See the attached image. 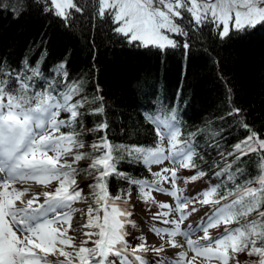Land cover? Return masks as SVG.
I'll return each instance as SVG.
<instances>
[{
  "label": "snow or ice",
  "instance_id": "obj_1",
  "mask_svg": "<svg viewBox=\"0 0 264 264\" xmlns=\"http://www.w3.org/2000/svg\"><path fill=\"white\" fill-rule=\"evenodd\" d=\"M0 11H10L17 20L31 13L52 16L59 19L65 28L72 26L73 13L83 16L87 12L91 17L89 31L95 30L97 22L101 27L110 24V32L124 44L161 50L177 47L169 33L188 36V31L179 22L185 12L190 14L191 23L197 28L206 22L211 23L221 41L234 38V33L243 34L247 29L264 24V0H10L7 5L0 0ZM89 40L95 53L94 40L91 36ZM181 46L186 50L191 48L188 41ZM55 72L62 78H68L67 60H61L55 66ZM41 75V69L29 65L27 60L20 67L8 55H0V264H194L197 258H203L204 264L212 260L217 264H229L230 261L240 264L237 255L245 251L248 256L259 257L256 264H264V245L257 247V240L264 241V212L258 211L264 203V174L258 178V187L240 189L238 186L232 200H228V196L233 193L218 195L219 185L195 196L183 195L177 181H196L206 172L199 169L191 176L177 175L179 168L198 167L194 162L198 153L193 140L180 139V125L174 109L162 111L150 105L151 110L143 115L153 125L158 143L154 147L125 149L132 160L143 163L149 172L151 165L162 164L166 160L174 165L152 173L154 179L151 181L135 179L118 171V157L113 156V152L120 146L109 141L106 121L87 129L88 132L103 133L91 145L100 152L89 165L97 173L95 182L88 185L93 189L94 202L86 209L74 208L76 202L87 200L75 178L80 169L73 167L86 156L80 151L85 147L81 139L84 114L80 111L85 100L73 102V98L83 91V85L73 81L58 89L50 80H45L36 89L34 78ZM96 91H100L99 85ZM227 91L228 115L240 117L241 127L248 132L227 155L239 153L235 158L240 160L250 152H264V139H260L244 122L242 114L245 109L234 106L231 89ZM93 100L100 103L91 109L90 114L102 115L105 111L104 97L96 95ZM192 102H196L194 97ZM61 112L67 113L66 119H60ZM62 128L69 131L62 132ZM190 135L195 137L196 133ZM165 138L168 140L167 148L162 143ZM220 155L223 157L224 154ZM68 156L73 157L71 163L65 159ZM224 173L222 168L215 175L219 177ZM113 175L123 178L129 185H136L138 198L146 204L157 203L152 195L154 191L168 194L176 200L174 208L160 203L159 208L168 211L157 212L153 217L170 227L153 224L148 229L160 238L158 245L148 244L147 236L143 234L136 237L139 242L135 245L127 239L130 235L128 227H137L132 219L136 206L129 204L130 191L116 196L108 192L107 180ZM227 178L231 180L232 177L228 175ZM53 181L57 182L54 191L16 187L34 182L47 188ZM164 183H169L170 189L163 187ZM195 203L215 207L195 227L189 224L182 229L184 221L199 211L194 206L188 210L189 205ZM253 211H257L260 219L235 228L225 227L224 232L215 238L208 235L209 229L220 224L230 225L238 217H246ZM77 212L81 216L74 224ZM172 213H178V218L168 219ZM70 231L79 237L78 244L73 236L68 235ZM197 233L203 235L196 236ZM177 236L184 237L187 250L173 256L164 255L166 248L185 247V244L177 242ZM67 248L72 251H66ZM189 251L194 253L191 258ZM149 252L154 255L152 261L146 259Z\"/></svg>",
  "mask_w": 264,
  "mask_h": 264
},
{
  "label": "trees",
  "instance_id": "obj_2",
  "mask_svg": "<svg viewBox=\"0 0 264 264\" xmlns=\"http://www.w3.org/2000/svg\"><path fill=\"white\" fill-rule=\"evenodd\" d=\"M3 2L10 4V0ZM73 16L72 26L65 28L52 16L31 13L17 20L10 11H0V55H8L20 67L25 60L31 66H38L42 75L34 78L36 89L45 80H50L58 89L73 81L83 85V91L73 100H85L80 111L84 114L81 139L86 143L80 151L86 156L73 167L80 169L76 181L82 176H93L79 186L88 204L94 202L93 189L88 185L95 182L97 175L89 165L100 155L91 145L103 133L88 132L87 129L102 120L108 124L109 141L120 146L113 152V156L118 157V171L135 179H154L152 173L158 171L151 167L149 172L143 163L132 160L125 151L132 146L154 147L158 143L153 125L143 115L151 110L150 105L162 111L175 110L180 139L193 140L197 145L198 155L194 162L198 167L193 169L194 174L203 169L206 175L202 178H209L219 185L218 195L233 193L228 196V200H232L238 186L240 189L259 186L258 178L264 174V152H250L240 160L235 158L239 153L227 155L248 135L241 127V118L228 115L227 90L231 89L233 105L245 109L244 122L264 139V24L247 29L243 34L234 33V38L221 41L211 23L197 28L187 13L181 24L188 36L171 34L177 47L161 50L124 44L110 32V24L101 27L97 22L95 30L89 31L91 17L87 12L83 16L73 13ZM89 36L94 40L95 53ZM185 41L191 44L190 49L181 46ZM61 60H67L69 76L66 79L55 72V66ZM96 95L104 97L102 115L90 114L100 103L93 100ZM66 118L67 113L61 112L60 119ZM61 131L69 129L62 128ZM194 132L195 137L190 135ZM222 168L225 173L216 176ZM89 172L92 175H88ZM107 185L112 196L130 191L139 199L137 186L129 185L123 178L110 176ZM129 202L134 204L132 199ZM258 211L264 212V203ZM257 219H260L257 211H253L246 217H238L233 224L238 227ZM262 245L264 241L257 240V247ZM238 256L243 257L241 264H256L259 260L256 255L248 256L246 251Z\"/></svg>",
  "mask_w": 264,
  "mask_h": 264
},
{
  "label": "rangeland",
  "instance_id": "obj_3",
  "mask_svg": "<svg viewBox=\"0 0 264 264\" xmlns=\"http://www.w3.org/2000/svg\"><path fill=\"white\" fill-rule=\"evenodd\" d=\"M198 2H200V0H198ZM183 15H184L183 20H184L187 17V13L185 12V13H183ZM183 20L182 21H179V22L182 23ZM229 26L231 27V22H230V25ZM168 35L170 36V38L172 37L170 33ZM83 143H85V142L83 141ZM163 146L165 148L168 147V140H167V138H165L163 140ZM49 155H53V154L52 153H49ZM65 158L67 160H69V161H72V159H73L72 156H68V157H65ZM81 162H83V161H80V163ZM151 167L154 170H157L158 172H160L161 169H163V168H172V167H174V165L171 162H169V161L166 160L162 164H154V165H151ZM194 172L195 171H193V169L179 168V170L177 172V175L179 177H186V176L194 175ZM165 175H169V174L168 173H165ZM177 185H178V187L180 189L183 190V193H182L183 195H185V196H195L197 193H202L204 190H206V189L214 186V182L211 179H209V178H200V179H197L196 181H189V182H185L183 179H180V180L177 181ZM56 186H57V182L56 181H53L51 184L48 185L47 188H43L42 190H36V191H54L55 188H56ZM162 186L165 187V188H168V189H170V187H171L169 183H164ZM152 195L155 197V201L157 203L153 204V203L149 202V203L146 204L145 202H143L145 204H140V205H138L137 207L134 208L132 218H134L137 221L136 222L137 223V227L139 225V228H140V230H137L136 231L137 234L138 233H141V230L143 228L142 226L144 225V224H142L140 222V219H139L140 217H142V216H140L142 211H143V215H148V221H153V222L154 221H157V222H160L159 220H154L153 219L155 213L160 212V211H168V209H160L159 206L156 205V204L166 203V204L171 205L173 208L176 206V200L172 196H170L168 194L160 193V192H155L154 191V192H152ZM201 199H202V197H201ZM41 200H43V197H41ZM129 204H132V203L129 202ZM136 204L137 203H134L133 205L136 206ZM87 206H88V203L85 202V201H83V200L82 201H78V202H76L73 205L74 208L83 207V209H86ZM193 206L196 207L197 209H199V211L195 212L190 217H188V219H186L184 221L185 225L191 224L193 227H195V225L197 224V223H194V222L201 221L202 218H204L207 214H209L213 210V208L215 207L214 205H204V204H201V203H195L194 205L190 204L188 210L190 211ZM137 212H139L140 214H138ZM76 215H77V213L75 214V216L73 218V223L76 220ZM167 218L168 219H176V218H178V213H172ZM161 219H163V218H161ZM130 227L131 226L128 227V231H129V228ZM137 227L134 228V229H137ZM162 227H164V226H162ZM183 227H185V226L183 225L182 228ZM225 227L235 228L237 226H236V224H230V225H227V226L224 225V224H220L217 227H214V228L209 229L208 230V235H210L211 237L215 238V237L221 235L224 232ZM142 232H144L143 234L145 236H147V237L154 236L153 234L152 235L149 234V231L146 228H144ZM129 233H130V235L127 237V239L129 240V242L131 244H133V245H135L136 243H138L139 241L136 240V237L138 235H135V240H132L131 241V237H133V233L130 232V231H129ZM68 235L69 236H73L75 238V242L78 244L79 238H78L77 234L74 231H70L68 233ZM202 235H203V233H197L196 234V236H202ZM196 236H194L193 238L195 239ZM156 239L158 241H160V238L155 235V239L153 241H155ZM147 241H148V239H147ZM153 244L158 245V243H153ZM88 246L91 247V244H89ZM66 251H72V249L71 248H67ZM146 255H148V256H154L151 252L147 253ZM164 255H167V251H166V254H164ZM237 258L240 261V264L243 263V257L242 256H238L237 255ZM60 259H63V257H60ZM146 259L148 261H152V259H154V257H148ZM194 264H204L203 258H198L197 261ZM208 264H217V262L215 260H212V261H209ZM229 264H233V262L230 261Z\"/></svg>",
  "mask_w": 264,
  "mask_h": 264
},
{
  "label": "bare ground",
  "instance_id": "obj_4",
  "mask_svg": "<svg viewBox=\"0 0 264 264\" xmlns=\"http://www.w3.org/2000/svg\"><path fill=\"white\" fill-rule=\"evenodd\" d=\"M16 187H31V188H33L34 190H42L43 189V187L41 186V185H38V184H36V183H34V182H29L28 184H23V185H21V184H18V185H16ZM80 208H83V207H80ZM80 216H81V213H79V212H77V215H76V220L74 221V223H77L78 222V220H79V218H80ZM164 227H170V226H167V225H163ZM183 228H185V227H183ZM182 228V229H183ZM79 238V237H78ZM147 239H148V241H152V240H154V236H150V237H147ZM176 240H177V242H179V243H181V244H185V247L184 248H166V251H167V256H173L175 253H178V252H180V251H185V250H187V247H186V241H185V239H184V237L183 236H177L176 238H175ZM194 239V238H193ZM194 255V253H192L191 251H189L188 252V256H189V258H191V256H193ZM198 259V258H197ZM153 260V259H152ZM197 261V260H196ZM195 261V262H196ZM194 262V263H195Z\"/></svg>",
  "mask_w": 264,
  "mask_h": 264
},
{
  "label": "water",
  "instance_id": "obj_5",
  "mask_svg": "<svg viewBox=\"0 0 264 264\" xmlns=\"http://www.w3.org/2000/svg\"><path fill=\"white\" fill-rule=\"evenodd\" d=\"M84 180H86V179H84ZM83 182H84V181L82 180L81 183H83ZM81 183H80V184H81Z\"/></svg>",
  "mask_w": 264,
  "mask_h": 264
}]
</instances>
